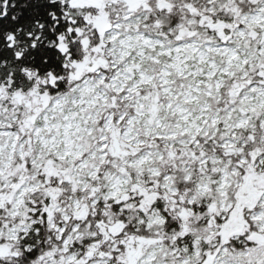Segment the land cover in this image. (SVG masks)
I'll list each match as a JSON object with an SVG mask.
<instances>
[{"label":"snow or ice","instance_id":"1","mask_svg":"<svg viewBox=\"0 0 264 264\" xmlns=\"http://www.w3.org/2000/svg\"><path fill=\"white\" fill-rule=\"evenodd\" d=\"M0 264H264V0H0Z\"/></svg>","mask_w":264,"mask_h":264}]
</instances>
